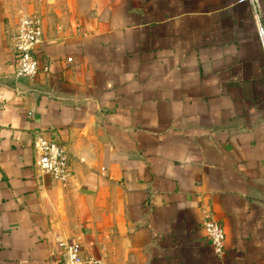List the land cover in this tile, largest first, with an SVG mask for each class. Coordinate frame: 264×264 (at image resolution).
I'll return each instance as SVG.
<instances>
[{"label":"crops","instance_id":"crops-1","mask_svg":"<svg viewBox=\"0 0 264 264\" xmlns=\"http://www.w3.org/2000/svg\"><path fill=\"white\" fill-rule=\"evenodd\" d=\"M27 14L38 69L17 78ZM257 23L264 0H0V264H61L59 240L98 264H264ZM36 135L68 181L38 169Z\"/></svg>","mask_w":264,"mask_h":264},{"label":"built area","instance_id":"built-area-1","mask_svg":"<svg viewBox=\"0 0 264 264\" xmlns=\"http://www.w3.org/2000/svg\"><path fill=\"white\" fill-rule=\"evenodd\" d=\"M257 18V17H256ZM256 34L264 48V27L257 23ZM15 42V75L17 78H29L36 74L38 60L36 51L42 42L41 19L35 14L21 16L16 25ZM33 147L38 150L36 165L38 169L53 177L59 182H66L70 173L64 147L54 139L36 135L32 141ZM201 227L210 243L212 251L220 256L224 249L223 227L212 219L210 214L204 215ZM63 261L61 264H98L92 257H84L82 249L76 242L59 240Z\"/></svg>","mask_w":264,"mask_h":264}]
</instances>
